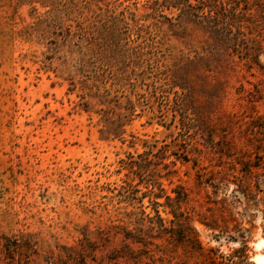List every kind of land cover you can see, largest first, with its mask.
Segmentation results:
<instances>
[{
    "label": "rangeland",
    "instance_id": "obj_1",
    "mask_svg": "<svg viewBox=\"0 0 264 264\" xmlns=\"http://www.w3.org/2000/svg\"><path fill=\"white\" fill-rule=\"evenodd\" d=\"M77 1L0 0V264H260L264 0Z\"/></svg>",
    "mask_w": 264,
    "mask_h": 264
},
{
    "label": "trees",
    "instance_id": "obj_2",
    "mask_svg": "<svg viewBox=\"0 0 264 264\" xmlns=\"http://www.w3.org/2000/svg\"><path fill=\"white\" fill-rule=\"evenodd\" d=\"M47 3L53 10L59 7L55 0H49ZM62 4L66 11L77 8L79 5L77 0H63ZM227 6L230 5L223 0H195V2L191 0H152V9L155 14L160 16L164 9L175 8L180 11V15H182L181 12H185L187 16L196 17L204 25L202 26L204 29L214 32L213 35L219 43L217 45L225 46L231 54L238 53L240 57H248L251 48L245 37L244 23L237 19L236 8H231L233 9L232 16L227 14L230 9ZM113 18L120 20V17Z\"/></svg>",
    "mask_w": 264,
    "mask_h": 264
},
{
    "label": "bare ground",
    "instance_id": "obj_3",
    "mask_svg": "<svg viewBox=\"0 0 264 264\" xmlns=\"http://www.w3.org/2000/svg\"><path fill=\"white\" fill-rule=\"evenodd\" d=\"M257 260H258V262H259L260 264H264V254H262L261 256H259V257L257 258Z\"/></svg>",
    "mask_w": 264,
    "mask_h": 264
}]
</instances>
